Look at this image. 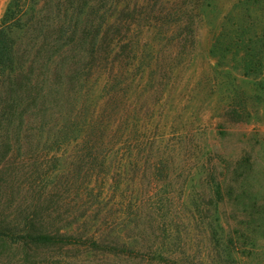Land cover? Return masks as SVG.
Masks as SVG:
<instances>
[{
  "label": "rangeland",
  "instance_id": "rangeland-1",
  "mask_svg": "<svg viewBox=\"0 0 264 264\" xmlns=\"http://www.w3.org/2000/svg\"><path fill=\"white\" fill-rule=\"evenodd\" d=\"M194 3L195 43L180 56L184 11ZM8 8L21 17L19 64L35 67L39 79L61 80L64 94L77 90L96 38L101 49L109 41L117 48L120 37L131 46L125 128L112 151L123 154L127 174H106L90 188L105 183L100 207L106 203L136 252L110 254L107 264H264V0H0V20ZM54 67H69L70 75L54 78ZM107 68L84 76L87 98L100 104ZM26 81L20 74L18 82ZM15 87L1 90L4 100L28 91ZM5 176L10 182L0 191H13L9 210L36 188L62 196L87 188L77 174Z\"/></svg>",
  "mask_w": 264,
  "mask_h": 264
},
{
  "label": "trees",
  "instance_id": "trees-1",
  "mask_svg": "<svg viewBox=\"0 0 264 264\" xmlns=\"http://www.w3.org/2000/svg\"><path fill=\"white\" fill-rule=\"evenodd\" d=\"M184 13L187 18L185 32L178 42L180 56L186 55V48L195 43L196 4ZM20 18L8 8L0 20V92L5 86L28 90L25 96L8 97L7 101L0 93V187L10 182L5 174H77V180L87 188L84 194L65 192L63 196L56 192L45 194L36 188L24 197L27 202L20 201L10 210L6 207L14 198L13 191H9L10 196H5L4 201L2 197L9 193L8 188L0 191V264H107L110 254L130 256L136 250L123 239L117 217L110 216L106 203L100 207V201L106 197L105 183L100 181L98 191L90 188V182L101 177L108 181L106 174H127L123 154L112 151L121 142L125 128L126 110L121 92L126 73L125 54L131 46L120 37L117 48H111L109 41L101 49L96 47L95 37L87 52L90 65L79 67L77 90L64 94L61 80L52 83L47 78L39 79L35 67L19 64L14 35L23 29L18 24ZM77 36L81 43L88 38L85 29ZM93 68L97 76L107 68L103 90L108 95L102 104L97 98H87L84 76ZM53 70L54 78L70 75L69 67ZM20 74L27 76L25 83L18 82ZM64 101L71 102L68 109L63 108ZM93 174L101 176L92 180ZM215 193L219 194V186ZM121 214L117 216L121 218ZM49 248L59 249L61 255L49 257L45 252ZM71 250L87 255L79 258L63 253ZM9 254L17 256L15 261Z\"/></svg>",
  "mask_w": 264,
  "mask_h": 264
}]
</instances>
